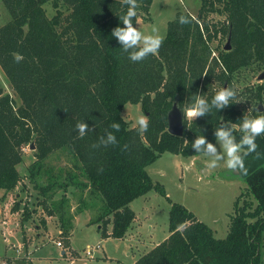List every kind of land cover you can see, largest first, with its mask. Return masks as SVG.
<instances>
[{"label": "trees", "instance_id": "1", "mask_svg": "<svg viewBox=\"0 0 264 264\" xmlns=\"http://www.w3.org/2000/svg\"><path fill=\"white\" fill-rule=\"evenodd\" d=\"M1 2L10 18L0 25V68L20 105L0 88V189L9 191L20 181L17 165L24 146L34 144V178L51 153L68 154L74 170L62 175L59 168L53 175V188L63 194L50 208L45 206L47 214L58 216L64 237L73 218L69 187L80 192L82 206L75 215L88 208V199L97 198L102 204L94 222L101 236L122 238L135 218L131 201L149 190L168 199L163 185L148 174V165L164 152L200 155L191 148L200 128L214 142L213 127L223 119L239 124L247 103L257 107L261 102L263 108L257 110L264 111L261 83L246 87L238 93L240 101L220 113L194 122L183 116L182 136L167 131L174 100L183 111L191 93L199 90L210 98L219 86H234L235 75L245 69L264 68V0H201L196 15L177 11L167 23L159 53L138 63L127 58L111 35L113 28L123 26L124 0ZM151 2L138 0L137 18L151 20ZM45 3L53 7V16L46 15ZM213 14L224 19L214 20ZM180 15L189 16L191 23H179ZM223 38L230 39V49L211 56L210 44ZM16 54L23 58L17 61ZM126 103L140 104L149 119L147 132L140 133L123 118ZM82 120L94 130L80 138L75 126ZM113 122L121 125L119 144L93 148ZM257 143V152L246 158L247 174H238L247 186L234 201L225 237L216 238L191 210L170 202L167 237L135 264H264V136ZM85 190L90 198L83 196Z\"/></svg>", "mask_w": 264, "mask_h": 264}, {"label": "rangeland", "instance_id": "2", "mask_svg": "<svg viewBox=\"0 0 264 264\" xmlns=\"http://www.w3.org/2000/svg\"><path fill=\"white\" fill-rule=\"evenodd\" d=\"M200 1L152 0L149 8L152 24L139 20L135 26L147 32L153 24H159L166 32V22L175 18L176 11L196 15ZM44 8L48 17L53 16L54 9L50 3H45ZM212 17L218 21L224 19L217 14ZM9 18L10 14L0 0V25ZM225 43L226 38L214 40L210 44L211 56L217 55ZM262 70L249 68L235 75L233 84L238 93L246 87L264 83V79H257ZM0 88L20 105L1 68ZM249 104L245 106L250 108ZM257 108L262 109L263 104L258 103ZM138 114H144L140 104L126 103L121 110L130 127L137 126ZM30 144L23 147L22 161L17 165L20 181L9 191L0 189V264H135L143 252L167 237L170 202L184 205L212 229L216 238H223L228 231L234 201L247 186L237 173L226 167L205 171L206 158L201 155L183 156L164 152L146 170L153 182L163 185L168 199L155 190H149L131 201L129 205L135 218L124 237L101 236L99 224L94 220L100 214L102 202L88 197L86 190L83 196L90 198L88 208L75 215L76 209L82 206L80 192L75 187L66 191L69 213L73 214V218L72 227L64 237L60 234L58 216L47 214L45 206L50 208L51 201L63 194L62 189L53 188V175L59 168L62 175L74 170L73 163L65 152L51 153L42 160L40 173L34 178L30 175V167L37 157L35 148H30ZM105 228L109 233L111 222ZM58 241L61 245L57 244Z\"/></svg>", "mask_w": 264, "mask_h": 264}, {"label": "clouds", "instance_id": "3", "mask_svg": "<svg viewBox=\"0 0 264 264\" xmlns=\"http://www.w3.org/2000/svg\"><path fill=\"white\" fill-rule=\"evenodd\" d=\"M124 4L127 6V10L119 16L123 26L117 25L113 28L111 35L116 38L121 51L127 54L130 61L134 63L143 62L148 57L159 53L166 38V32L162 30L159 24H153L147 32L134 26L136 24L134 18L136 19L140 15L138 0H124ZM179 23L190 24L191 18L187 15H180ZM22 58L21 54L15 55L17 61ZM204 93L199 90L191 93L188 104L183 108L184 116L193 122L196 118H206L214 113H220L222 109L238 103L241 99L238 90L230 84L226 87H220L210 98ZM180 107L182 109V105ZM253 112L264 113V111H258L257 107L251 105L239 118V124L231 119L221 120L217 127H213L214 142L210 141L203 134L204 129L200 128V134L196 135L191 142V148L206 158L205 171L208 168L215 169L223 166L237 174H247L246 158L257 152L259 147L257 138L264 136V114L254 115ZM136 125L140 133L147 132L149 128L148 117L144 114H138ZM110 128L111 131L105 130L104 134L99 136L98 142L92 145L93 148H107L119 144L116 133L120 131V123L113 122ZM75 130L79 137L83 138L94 129L89 127L85 120H82L76 124ZM237 131L240 133L239 138L236 135ZM124 147L127 148V145Z\"/></svg>", "mask_w": 264, "mask_h": 264}, {"label": "water", "instance_id": "4", "mask_svg": "<svg viewBox=\"0 0 264 264\" xmlns=\"http://www.w3.org/2000/svg\"><path fill=\"white\" fill-rule=\"evenodd\" d=\"M224 23H226V20H224ZM230 49V39L228 38L225 45L224 50ZM258 80L264 79V70H262L257 75ZM261 109V108H259ZM147 115V114H146ZM167 121H168V127L167 131L175 136H182L183 134V113L181 108L178 105L177 100H174L171 105V109L168 112L167 115ZM30 148H34V144H30ZM62 254H64V250L62 251Z\"/></svg>", "mask_w": 264, "mask_h": 264}, {"label": "crops", "instance_id": "5", "mask_svg": "<svg viewBox=\"0 0 264 264\" xmlns=\"http://www.w3.org/2000/svg\"><path fill=\"white\" fill-rule=\"evenodd\" d=\"M177 12V11H176ZM175 12V13H176ZM149 13H150V11H149ZM150 18H151V16H150ZM139 20H141L142 22H145V23H147V24H152V22H153V19L151 18V20L150 21H148V20H145V19H143V18H141V17H139V18H137V21H136V23L139 21ZM170 20H167V22H166V29H167V23L169 22ZM136 25V24H135ZM130 206V205H129ZM134 220V219H133ZM133 222V221H132ZM128 231V230H127ZM127 233V232H126ZM169 233V232H168ZM168 235V234H167ZM63 251V250H62ZM64 253H65V251H64ZM144 253V252H143ZM82 264H86V263H82Z\"/></svg>", "mask_w": 264, "mask_h": 264}, {"label": "built area", "instance_id": "6", "mask_svg": "<svg viewBox=\"0 0 264 264\" xmlns=\"http://www.w3.org/2000/svg\"><path fill=\"white\" fill-rule=\"evenodd\" d=\"M57 244H58V245H61V243H60L59 241L57 242ZM67 264H70V263H67Z\"/></svg>", "mask_w": 264, "mask_h": 264}]
</instances>
